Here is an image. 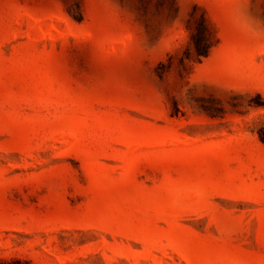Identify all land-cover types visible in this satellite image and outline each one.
Masks as SVG:
<instances>
[{
	"label": "rangeland",
	"instance_id": "1",
	"mask_svg": "<svg viewBox=\"0 0 264 264\" xmlns=\"http://www.w3.org/2000/svg\"><path fill=\"white\" fill-rule=\"evenodd\" d=\"M262 129L264 0H0V264H264Z\"/></svg>",
	"mask_w": 264,
	"mask_h": 264
},
{
	"label": "trees",
	"instance_id": "2",
	"mask_svg": "<svg viewBox=\"0 0 264 264\" xmlns=\"http://www.w3.org/2000/svg\"><path fill=\"white\" fill-rule=\"evenodd\" d=\"M192 40L195 46V50L198 56H207L211 50V42L208 34V30L204 25L199 27L197 34L192 36ZM260 140L264 143V129L259 132Z\"/></svg>",
	"mask_w": 264,
	"mask_h": 264
}]
</instances>
